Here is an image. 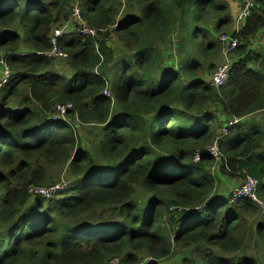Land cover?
<instances>
[{
	"label": "trees",
	"instance_id": "trees-1",
	"mask_svg": "<svg viewBox=\"0 0 264 264\" xmlns=\"http://www.w3.org/2000/svg\"><path fill=\"white\" fill-rule=\"evenodd\" d=\"M125 1L139 14L119 24L114 0H0V59L11 72L0 94V264H168L173 248L184 252L180 264H264V250L236 262L218 254H246L258 208L232 202L239 186L226 195L228 186L254 180L264 201V124L241 125L264 114V57L248 48L264 29V6L229 33L238 46L215 89L207 80L224 60L209 35L231 25L226 6ZM78 6L75 24L95 36L62 34L53 43L52 30ZM111 32L125 56L109 45ZM56 54L69 77L55 71ZM21 88L27 96L10 109ZM68 106L65 118L77 124L53 122L56 108ZM79 126L99 128L95 151L81 148ZM223 129L216 161L208 151ZM51 167L77 180L69 197L30 193ZM253 233L264 248V223ZM201 246L209 250L191 259L187 251Z\"/></svg>",
	"mask_w": 264,
	"mask_h": 264
},
{
	"label": "rangeland",
	"instance_id": "rangeland-1",
	"mask_svg": "<svg viewBox=\"0 0 264 264\" xmlns=\"http://www.w3.org/2000/svg\"><path fill=\"white\" fill-rule=\"evenodd\" d=\"M117 2V6H118V17H117V21L116 23H122L124 21L125 17H131L134 15L139 14V8H137L135 5H131L126 3L125 0H114ZM239 1L240 0H218V3L221 5H224L228 8V11L230 13L231 19H232V23L229 26L228 30L225 33H216V37L212 38L211 35H209L212 41L214 40H218L220 43V39L222 36H229V33L233 32V20L235 19L238 9L239 7ZM244 2V0H241V4ZM23 4V3H22ZM79 8V6H78ZM78 12V9H76ZM211 23L215 22V19H212L210 21ZM244 25V24H243ZM55 29L52 30V36H54V32L55 31H60L62 32V34H73V33H78L79 27L75 24L74 22V16L72 15L69 19L68 22H61L59 23ZM113 27H111L108 31H112ZM79 34V33H78ZM111 34V40L109 41V45L113 47L114 49V53L115 55L119 58L122 56L126 55L125 50L123 49V47L121 46V44L116 41L115 35L113 32L110 33ZM22 47H27L25 43L21 44ZM221 48V45H220ZM248 48L250 50H252V52L256 53L257 55H261L262 57H264V29H260L254 36V38L250 41ZM220 54H222V51L220 50ZM234 55V53H231L229 55V59ZM54 69L57 70V72L60 75H63L64 77L69 76V69L68 67L65 65L64 66V62L63 61H57V60H63L64 56L62 55H56L54 58ZM173 59V58H170ZM173 61H175V59H173ZM176 62V61H175ZM221 59L218 62V65H220ZM252 65V64H251ZM56 67H60V69H56ZM258 68L256 67L255 70H257ZM1 90L0 89V94H1ZM27 96L24 89H20L19 93H18V98H16V100L11 101L9 108L11 109L12 107H14L17 103V99H21L23 97ZM55 116V115H54ZM255 117V116H254ZM63 119H65V121H70L73 124H77L75 121H71L66 119L65 117H63ZM259 121H257V125H262L264 124V114L260 113L258 114V118ZM62 120V117H59V119L54 120L53 122H59ZM246 122H250V121H246L243 120L241 122V125H246ZM251 124H255L254 122H250ZM221 126V125H220ZM77 137H78V141L81 144V148L84 149V151L87 152H92L95 151L100 140L102 137V133L99 131V128L97 127H91V126H79L78 127V132L76 133ZM218 161V159L216 160ZM65 169H59V168H55V167H51L47 169L46 172V183L43 186L37 187L38 189H42L43 191H41L42 193H44L42 195V199L44 200H48L45 199L47 194L50 193L51 191V187H53L54 185H58L62 182H66L65 185V190L62 191L60 194L54 196L52 198V200H61V199H65L66 197H69L72 192L69 191L68 189L72 186H74V184L77 182V180L71 179L67 174L64 173ZM243 181V178L238 179L237 181H234L231 185L228 183L227 191L224 193L226 195H228L229 189H231L233 184H237L236 187L240 186L241 183ZM225 182L223 181L222 184H224ZM226 184V183H225ZM235 187V188H236ZM221 191L219 192L220 194H222V190L223 187L221 186ZM146 194L143 193V191L137 187L135 189V202L138 204H143L144 201L146 200ZM256 205V204H255ZM257 207V205H256ZM98 220H102L101 218H97ZM119 219H117L118 221ZM106 221V220H103ZM259 223H264V207L262 209L257 208V212L253 217L248 218V223H247V227H248V231L251 232V237H250V241L247 243V252L245 255L241 254V253H237V254H230V255H223L221 253L218 252V254L221 256V258H229V259H233L235 262L237 260H239L242 257H248V258H255V259H260L259 257H261L262 253H263V246L261 245L260 241L257 239V237L254 235L253 233V229L255 227V224H259ZM170 230H167V234L169 233ZM209 247L207 246H201L200 248L196 249L195 251H187L189 257L191 259L194 260H198L199 255H201L202 252L208 251ZM184 254V252H181L179 250H177L176 248H173L172 250V260L170 262H168V264H180L179 259L182 257V255ZM117 261V259H115ZM118 262V261H117ZM145 264V261L142 263Z\"/></svg>",
	"mask_w": 264,
	"mask_h": 264
},
{
	"label": "built area",
	"instance_id": "built-area-1",
	"mask_svg": "<svg viewBox=\"0 0 264 264\" xmlns=\"http://www.w3.org/2000/svg\"><path fill=\"white\" fill-rule=\"evenodd\" d=\"M264 6V0H244L240 8L238 9L237 15L235 19L233 20V29L232 31L234 33H238L240 29L243 27V24H245L246 19L250 16L252 10L255 8ZM78 9V12L77 10ZM72 15L74 16V19L80 20L79 18V8L76 7L73 10ZM79 34H87L91 36H95V31L89 29L86 26H79L78 30ZM62 35V32L55 31L54 36H52V42L55 43V39ZM220 45H221V51H222V58L223 62L217 67L216 71L209 77L207 80V84L215 89L222 88L227 80L228 72L230 70V63H229V55L234 52V50L238 46V41L236 39H233L228 36H222L220 39ZM58 55V54H56ZM63 56V55H62ZM11 78V72L9 71L6 62L3 59H0V89L7 85L9 80ZM105 96H109L108 92H104ZM70 109V106L68 107H57V115L53 116L52 120H57L59 117H65L66 111ZM238 123V120H233L227 124L228 127H231L232 125ZM227 130L223 129L220 136L215 139L212 146L209 148V153L215 160H219V152H218V141L221 137H223L226 134ZM198 160V157L195 158V161ZM66 182H62L58 185H54L51 187L50 193L47 194L45 199H52L54 196L58 195L65 189ZM42 189H38L37 187H32L30 189V193L33 196H39L42 198ZM238 199H248L254 202L259 209H262L264 207V201L260 200L258 198V183L254 180L247 179L245 182H243L238 188H236L231 197V201H235ZM202 207H200V210ZM109 264H118L116 260L111 261Z\"/></svg>",
	"mask_w": 264,
	"mask_h": 264
},
{
	"label": "crops",
	"instance_id": "crops-1",
	"mask_svg": "<svg viewBox=\"0 0 264 264\" xmlns=\"http://www.w3.org/2000/svg\"><path fill=\"white\" fill-rule=\"evenodd\" d=\"M249 50H250V49H249ZM251 51H252V50H251ZM57 61H63V60H60V59H59V60H57ZM56 69L59 70L60 67H59V68L56 67ZM55 71H57V70H55ZM69 75H70V72H69ZM68 77H69V76H68ZM257 118H258V116H255V117H254V116H251V117H249V118H246L245 120H246V121H250V122L257 123V121H259ZM242 121H243V120H242ZM227 122H228V121L226 120V121L224 122V124H228V123H229V122H228V123H227ZM64 173H66V171H64ZM74 180H75V179H74Z\"/></svg>",
	"mask_w": 264,
	"mask_h": 264
}]
</instances>
